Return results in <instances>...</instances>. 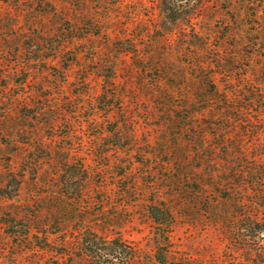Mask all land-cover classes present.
<instances>
[{"label": "rangeland", "instance_id": "rangeland-1", "mask_svg": "<svg viewBox=\"0 0 264 264\" xmlns=\"http://www.w3.org/2000/svg\"><path fill=\"white\" fill-rule=\"evenodd\" d=\"M262 229L264 0H0V264H264Z\"/></svg>", "mask_w": 264, "mask_h": 264}, {"label": "trees", "instance_id": "trees-1", "mask_svg": "<svg viewBox=\"0 0 264 264\" xmlns=\"http://www.w3.org/2000/svg\"><path fill=\"white\" fill-rule=\"evenodd\" d=\"M159 211H160V209H159L157 206H153V207H151V213L153 214L156 223H158V224L160 225V224H161V223H160L161 219H159V218H158V215H156L157 212H159ZM166 214H167V217H169L168 212H166ZM262 231H264V229H262Z\"/></svg>", "mask_w": 264, "mask_h": 264}]
</instances>
